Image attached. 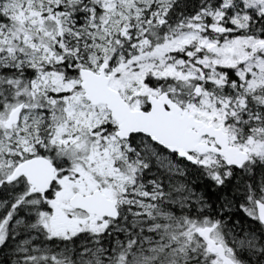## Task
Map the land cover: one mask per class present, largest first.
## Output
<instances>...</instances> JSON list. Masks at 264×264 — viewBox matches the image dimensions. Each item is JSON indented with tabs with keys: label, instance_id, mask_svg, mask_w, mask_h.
<instances>
[{
	"label": "snow or ice",
	"instance_id": "1",
	"mask_svg": "<svg viewBox=\"0 0 264 264\" xmlns=\"http://www.w3.org/2000/svg\"><path fill=\"white\" fill-rule=\"evenodd\" d=\"M0 264H264V0H0Z\"/></svg>",
	"mask_w": 264,
	"mask_h": 264
}]
</instances>
